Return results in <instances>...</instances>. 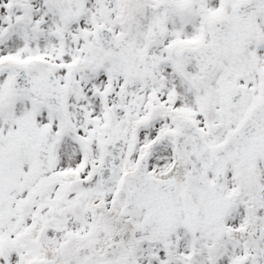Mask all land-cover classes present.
Returning a JSON list of instances; mask_svg holds the SVG:
<instances>
[{"label":"snow or ice","instance_id":"snow-or-ice-1","mask_svg":"<svg viewBox=\"0 0 264 264\" xmlns=\"http://www.w3.org/2000/svg\"><path fill=\"white\" fill-rule=\"evenodd\" d=\"M0 264H264V0H0Z\"/></svg>","mask_w":264,"mask_h":264}]
</instances>
